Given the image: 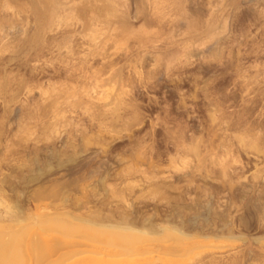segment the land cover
<instances>
[{"label":"rangeland","instance_id":"1","mask_svg":"<svg viewBox=\"0 0 264 264\" xmlns=\"http://www.w3.org/2000/svg\"><path fill=\"white\" fill-rule=\"evenodd\" d=\"M88 163L79 203L197 242L137 259L264 264V0H0V201Z\"/></svg>","mask_w":264,"mask_h":264},{"label":"bare ground","instance_id":"2","mask_svg":"<svg viewBox=\"0 0 264 264\" xmlns=\"http://www.w3.org/2000/svg\"><path fill=\"white\" fill-rule=\"evenodd\" d=\"M69 155L62 162L72 164L77 160ZM88 164L85 171L75 164L66 174L42 181L29 191L25 207L0 201V264H102L103 260L96 262L90 256L95 254L119 259L110 264L137 260L136 264H152L153 258L140 260L136 256L147 254L154 242L168 243L164 249L176 252L188 251L197 243L191 242L193 235L180 228L163 223L152 228L144 221L138 223L129 214L108 208L100 199L79 203L71 193L80 190V182L94 172ZM120 258H124L122 262Z\"/></svg>","mask_w":264,"mask_h":264}]
</instances>
